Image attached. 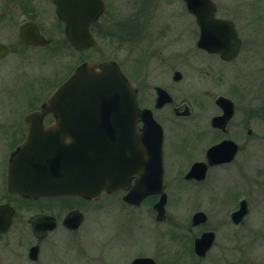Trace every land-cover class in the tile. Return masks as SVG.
I'll return each mask as SVG.
<instances>
[{
  "label": "rangeland",
  "instance_id": "374dc122",
  "mask_svg": "<svg viewBox=\"0 0 264 264\" xmlns=\"http://www.w3.org/2000/svg\"><path fill=\"white\" fill-rule=\"evenodd\" d=\"M215 1L219 15L225 14L235 20L243 40L235 60L225 62L215 54L198 49L195 42L199 33L187 17H180L178 31H171L164 40L168 43L163 49L164 57L169 59L165 60L168 66L159 69L169 72V68L171 71L175 68L183 72L179 87H170L178 103L186 100L192 106L196 104L197 76V123L206 130L199 139L193 118H176L171 107L155 111L164 124L166 220H156L153 203L157 197L140 207L125 205L122 194L118 193L105 194L91 202L13 198L18 216L13 228L1 238L0 264H33L27 253L37 239L28 218L41 208H48L58 216V226L41 241L38 264H128L143 255L154 257L157 264H264V0ZM154 2L152 9L158 17L153 23L158 26L165 25L170 18L166 15L179 8L162 0ZM139 5L133 0H109L104 16L110 18V24L105 31L100 29L96 47L74 56L62 48L52 51L51 46L44 47L40 49L39 64H25L20 72L15 71L29 78L34 74L40 76L43 100L71 72L74 64L87 60V56L93 62L114 59L131 74L133 67H138L141 76L147 70H158L160 65L148 63L144 55L138 60L140 53L146 55V51L131 42L130 37L134 35L132 14ZM192 29H195L194 34ZM11 67L0 62L4 83L16 78ZM153 81L144 83L149 87ZM172 82L171 79L169 83ZM147 93L148 103L152 90ZM220 95L236 103L228 135L242 148L233 164L212 168L203 183L186 181L182 174L194 160L204 158L206 149L217 141L218 135L210 121L220 112L215 103ZM5 104V96H1L0 106ZM248 127L253 129L251 135L247 134ZM10 147L0 146V161ZM242 198L248 199L250 210L246 223L237 227L229 217ZM6 200L7 193L1 189L0 202ZM77 203L84 219L77 230L70 231L62 225V218ZM198 210L208 214V223L194 227L192 216ZM207 228L216 231L215 243L205 257H199L193 251L194 238Z\"/></svg>",
  "mask_w": 264,
  "mask_h": 264
},
{
  "label": "water",
  "instance_id": "95a60500",
  "mask_svg": "<svg viewBox=\"0 0 264 264\" xmlns=\"http://www.w3.org/2000/svg\"><path fill=\"white\" fill-rule=\"evenodd\" d=\"M185 2L200 28L198 48L218 54L224 61L234 60L242 47L235 22L217 18V6L212 0ZM104 8L102 0H83L81 14H69L65 8L60 10V17L67 23V36L77 49L94 44L90 26ZM31 26L35 34L37 26L33 23L25 24L21 34L24 36ZM37 37L41 44L46 42L42 35ZM172 101L166 90L158 88V107ZM215 103L223 113L212 118V125L225 128L235 113V104L223 95L218 96ZM187 113L186 108L184 114ZM45 114L55 117L52 125L43 124L41 118ZM139 120L144 122L143 128H139ZM28 121L29 135L9 161L7 188L10 195L32 199L77 196L97 199L104 192L127 190L124 201L140 205L145 197L161 194L154 208L156 218L164 219L167 194L163 128L150 109L139 108L135 84L125 77L115 61L86 62L78 67ZM237 150L234 141L224 140L207 150V158L210 164L229 162ZM207 167L206 163L197 162L186 177L201 180L206 176ZM134 178L136 184L132 187ZM248 211V202L243 198L239 208L231 213L232 222L244 223ZM14 212L10 203L0 204V233L9 230ZM207 219L204 211H197L192 216V224L196 226ZM29 221L39 239L45 238L57 225L56 218L47 214H36ZM82 221L83 213L73 210L65 216L63 225L77 230ZM214 241V231L203 232L195 239L196 254L205 256ZM39 250V245L30 248L31 260L38 259ZM130 264H155V261L150 257H137Z\"/></svg>",
  "mask_w": 264,
  "mask_h": 264
},
{
  "label": "flooded vegetation",
  "instance_id": "af4514ba",
  "mask_svg": "<svg viewBox=\"0 0 264 264\" xmlns=\"http://www.w3.org/2000/svg\"><path fill=\"white\" fill-rule=\"evenodd\" d=\"M104 2L105 8L103 13L98 17V19L93 22L90 26V31L93 35L94 39V44L92 45L91 48L96 47L98 44V37L97 34L101 31L107 28L106 25L110 24V18L105 19V12L107 10L109 0H102ZM138 3H140L138 9H136L135 13L132 14V22H133V37L131 38V42L136 45V47H140V49H144L146 51L145 53H140L141 57L138 59L139 61L142 60V55L145 56V59L148 63H155L160 65L158 67V70H152L149 72L147 70L146 73H144L141 76V71L138 69V67H133V73L131 74L130 71L129 73L125 70V66L123 67L122 63L118 62L120 67L122 68L125 76L135 84L137 88V94H138V103H139V108L140 109H150L153 113L154 118L162 125V128H164V124L162 121V118H159L155 113V111H163L165 108L171 107L174 115L176 118H181V119H189L193 118L196 122L195 124V134L199 135V139H201L200 135L204 136L206 134V130L204 128H200V122L197 123V76L195 80V106H192L189 101L184 100L181 103H178L175 98V93L173 90H171V87L176 88L179 87V82L183 78V72L180 69H172L169 68V72L164 69H159V68H165L163 65L166 64L168 60H166V57L163 55V49L168 43H165L164 40L165 38L171 33V31L176 30L178 31V25L181 21L180 17H187L191 21V26L196 25V30L198 33H200V28L197 24L196 16L191 13L188 8L185 0H162L166 3H172L174 5H177L178 10L173 11L171 14L166 15L168 18V21L165 23V25L158 26L153 23L155 18L158 17L156 14V11L152 9L154 0H133ZM216 6H217V11H216V17L217 18H224V19H231L235 22L234 19L226 16L225 14L219 15V7L218 4L216 3L215 0H212ZM155 3V2H154ZM67 9L69 14H77L78 13H83L82 8H83V0H0V62H4V64H10L12 65L11 71L16 73V78L9 80V82L4 83V78H1L0 76V97L5 96V101L6 104L0 106V146H11L7 154L2 156V162L0 161V178L1 180V186L0 190L6 191L7 193V200L5 202H0V204H5V203H10L15 212L12 217V222L9 230L5 233L0 234V239L6 235L12 228L15 223V219L18 216V209L17 207L12 203V199L14 198H23L17 195H10L8 188H7V173H8V166H9V159L11 154L17 149V147L22 144L28 134H29V121L28 118L31 114L38 112L41 110L42 105L46 102L47 98L49 97L51 91L60 85L63 81H65L73 72L74 70L84 63L87 60L82 59L79 61L76 65L74 64L73 68L71 69V72L62 79L59 83H57L54 88L48 93L47 96L42 100L41 97V82H40V76L37 74H34L31 78L27 76H23L22 74L18 73L20 72L19 70L26 64H39L41 61V57L39 54H41L40 49L44 47H49L51 46V50H57V49H63V50H68V54L71 56H74L75 54H84L87 53V50H90L91 48H85L82 50L77 49L67 36V23L60 17V10L61 9ZM170 19V20H169ZM27 23H33L34 26H37V31H34L35 34L31 31L33 30V26L29 27L26 31L27 33L23 36L21 34L22 28L25 24ZM173 23V25H172ZM236 25V22H235ZM109 26V25H108ZM175 28V29H174ZM237 28V26H236ZM101 29V30H100ZM192 33H195V29H192ZM37 35H42L46 40L44 44H41V41L38 40ZM61 35V36H59ZM28 39L29 41H27ZM40 39V38H39ZM102 39V38H101ZM242 39V38H241ZM100 40V39H99ZM174 44V42H173ZM196 47L197 46V40L195 42ZM242 46H243V40H242ZM242 48V47H241ZM200 49V48H198ZM202 50V49H201ZM204 51V50H203ZM175 55H178V53H174ZM215 54V53H213ZM219 56L218 54H215ZM220 57V56H219ZM51 58V57H50ZM47 59V58H46ZM221 59V58H220ZM105 60V59H103ZM166 60V61H165ZM222 60V59H221ZM235 60V59H234ZM116 61V60H115ZM224 61V60H222ZM117 62V61H116ZM228 62V61H225ZM149 65V64H148ZM14 66V67H13ZM196 75H197V65H196ZM15 70H18L16 72ZM172 73H171V72ZM129 74V75H128ZM180 74V75H179ZM145 77V78H144ZM180 77V78H177ZM19 78L24 79L23 81L19 80ZM171 79L174 81L171 84L169 81ZM153 81L148 87L147 84H145V81ZM178 84V85H177ZM171 85V87H170ZM158 88H162L166 90L170 96L172 97L173 101L166 103L160 107L157 106V98H158ZM152 90L151 93V99L147 103V90ZM221 96V95H220ZM228 97V96H226ZM230 98V97H228ZM234 104H235V113L232 116V118L228 121L226 124L225 128L221 127H215L212 125V118L217 115H221L223 113V109L219 107L217 104V107L219 108L220 112L215 114L210 121V126L211 128L217 133L218 138L217 141L213 144H211L205 151V157L201 159H196L194 160L187 171L182 174V177L184 180L189 181V182H196V183H203L209 172L211 171L212 168L214 167H224L227 165L233 164L235 159L237 158L242 146L233 138H231L228 135L229 132V127L231 125V122L236 114V103L235 101L230 98ZM216 101V99H215ZM189 110V113L184 114L185 110ZM41 118V117H40ZM42 122L45 125H51L55 121V117L51 114H45L41 118ZM198 124V125H197ZM138 126L139 128L144 127V122L142 120L138 121ZM253 132V129L251 127L247 128V134L251 135ZM164 133V131H163ZM164 136V134H163ZM224 140H232L238 145V150L237 153L235 154V157L229 161V162H222L218 164H210L207 158V150L213 146L216 145ZM164 144H163V166H164V175H165V162H164V148H165V138H163ZM201 142V141H199ZM196 145V150H197V143ZM201 145V144H200ZM199 145V146H200ZM201 150V148L199 147ZM197 154V151H196ZM197 162H204L207 164V172L205 178L199 180L195 177L187 178L186 175L190 171L191 167L197 163ZM188 163V161H187ZM183 168L181 169V172ZM178 172V171H177ZM180 172V173H181ZM179 175V172H178ZM136 184V178H134L131 181V186L134 187ZM164 186H165V192L167 194V202H168V193H167V186L164 181ZM127 192V190H121L118 192V194H122V201L125 205L128 206H134V207H140L144 202L147 200L152 199V197H157L156 201L153 203V208L154 205L160 200L161 194H153L145 197V199L141 202L140 205H134V204H129L123 200L124 194ZM114 193H103L105 194H114ZM102 195V196H103ZM42 199V198H41ZM44 199V198H43ZM56 199H63V198H54ZM54 199H49V200H54ZM64 199H72V200H84L91 202L92 200L83 198V197H70V198H64ZM246 199V198H245ZM241 200V199H240ZM248 202V199H246ZM165 204V210H166V205ZM240 201L238 204V207L234 209L233 211L237 210L239 208ZM248 207H249V202H248ZM250 208V207H249ZM74 209H79L83 212V210L80 208V204L77 203L73 205V207L70 208V211ZM155 209V208H154ZM156 210V209H155ZM250 210V209H249ZM202 211V210H198ZM231 211V213L233 212ZM67 212V213H68ZM205 212V211H204ZM66 213V214H67ZM231 213H230V222L232 223L233 226H243L246 223V217L249 213H247L245 217V222L242 224H234L231 220ZM35 214H48L52 215L56 218L57 220V226H58V216L55 213H51L48 208H41L34 212L32 215ZM207 214V213H206ZM31 215V216H32ZM30 216V217H31ZM208 216V214H207ZM65 217V216H64ZM63 217V218H64ZM62 218V221H63ZM167 218V211L165 212V217L162 220L157 221H165ZM29 220V218H28ZM208 223V219L205 223H201L199 225L192 226L194 227H201L204 226ZM214 231L215 232V239H216V231L212 228H207L203 229V231L200 232L198 236L194 238V241L196 238L200 237L203 232L205 231ZM37 239V238H36ZM43 239H37L36 243L32 244L29 249H28V258L33 264H38L37 261L39 260V257L37 261H32L29 257V250L32 246L34 245H39V249H41V241ZM2 239L0 240V242ZM215 243V241H214ZM213 243V245H214ZM212 245V246H213ZM195 244L193 246V251L194 254L195 252ZM40 250H39V256H40ZM199 256V255H197ZM206 256V255H205ZM205 256H199V257H205ZM24 257V256H23ZM138 257H150L153 258L155 261V264H157L156 260L152 256H138ZM137 258V257H135ZM134 258V259H135ZM134 259H132L128 264H130Z\"/></svg>",
  "mask_w": 264,
  "mask_h": 264
},
{
  "label": "bare ground",
  "instance_id": "6f19581e",
  "mask_svg": "<svg viewBox=\"0 0 264 264\" xmlns=\"http://www.w3.org/2000/svg\"><path fill=\"white\" fill-rule=\"evenodd\" d=\"M24 142H25V141H24ZM24 142H23V143H24ZM23 143H22V144H23ZM22 144H20V145H22ZM20 145H19V146H20ZM19 146H18V147H19ZM18 147H17V148H18ZM63 198H65V197H63ZM47 215H48V214H47Z\"/></svg>",
  "mask_w": 264,
  "mask_h": 264
}]
</instances>
